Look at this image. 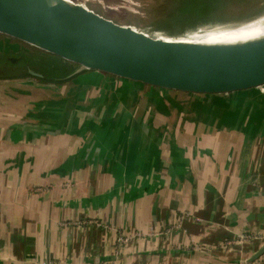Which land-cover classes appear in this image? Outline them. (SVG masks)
Wrapping results in <instances>:
<instances>
[{
  "label": "crops",
  "instance_id": "1",
  "mask_svg": "<svg viewBox=\"0 0 264 264\" xmlns=\"http://www.w3.org/2000/svg\"><path fill=\"white\" fill-rule=\"evenodd\" d=\"M22 54L74 74L0 76V264H264V92L166 90L0 40Z\"/></svg>",
  "mask_w": 264,
  "mask_h": 264
},
{
  "label": "water",
  "instance_id": "2",
  "mask_svg": "<svg viewBox=\"0 0 264 264\" xmlns=\"http://www.w3.org/2000/svg\"><path fill=\"white\" fill-rule=\"evenodd\" d=\"M233 1L198 0L197 3L215 6ZM183 4L184 0H168L165 25L156 26V29L174 35L195 30L189 36L195 38L208 30L237 26L206 24L192 27L191 19H172L171 13ZM262 16L264 13L241 23ZM167 26L174 30H168ZM171 36H153L134 26L119 24L87 5L71 0H0V40L59 56L76 64L79 71H99L144 85L191 94L264 91V37L236 44H201L179 41L186 38ZM20 58L21 55L10 56L8 61L15 64ZM24 67L23 72L9 77L35 76L58 82L74 74L55 75L45 71L47 67L42 62L31 60ZM263 253L264 249L253 260Z\"/></svg>",
  "mask_w": 264,
  "mask_h": 264
},
{
  "label": "rangeland",
  "instance_id": "3",
  "mask_svg": "<svg viewBox=\"0 0 264 264\" xmlns=\"http://www.w3.org/2000/svg\"><path fill=\"white\" fill-rule=\"evenodd\" d=\"M75 3H83L87 5L90 9L96 11L97 13L109 18L119 24L131 25L136 28H139L142 31H145L153 36H171V37H185L186 39L190 38V34H193L195 30H187L184 35H174L167 34L163 30H157L156 26H164V19L169 12L168 0H71ZM248 2V3H247ZM264 0H242V1H233L229 4V7L224 9H217L212 15L206 16L211 17L214 21H241L245 16L249 15L253 11L260 10V14L264 13ZM261 4V5H260ZM261 7V9H257ZM256 8V9H255ZM205 18V17H204ZM203 17L192 19L191 21H204ZM234 18V19H232ZM227 19V20H226ZM239 19V20H238ZM208 25V24H207ZM219 25V24H213ZM168 27V26H167ZM174 27L167 28L170 31H173ZM177 28V27H176ZM202 33V32H201ZM3 46L4 49L10 51H15L14 49L18 48L17 46L11 45ZM14 49H13V48ZM16 50L17 52L19 51ZM23 50V49H22ZM27 54V53H26ZM31 60L27 55L22 54L19 59L20 63L17 65H11L10 62L0 59V76H10L17 74L18 72H23L25 63ZM36 60H31L34 62ZM117 79V78H115ZM25 87V86H24ZM264 92V91H262ZM90 93L88 90H85V93L82 96ZM195 108V107H194ZM194 111V110H192ZM240 130H248L247 127L240 128Z\"/></svg>",
  "mask_w": 264,
  "mask_h": 264
},
{
  "label": "bare ground",
  "instance_id": "4",
  "mask_svg": "<svg viewBox=\"0 0 264 264\" xmlns=\"http://www.w3.org/2000/svg\"><path fill=\"white\" fill-rule=\"evenodd\" d=\"M262 37H264V16L252 20L248 23H244L243 25L242 23H239L236 27H232V29L208 30L193 39H182L179 41L201 44H236L260 39Z\"/></svg>",
  "mask_w": 264,
  "mask_h": 264
},
{
  "label": "trees",
  "instance_id": "5",
  "mask_svg": "<svg viewBox=\"0 0 264 264\" xmlns=\"http://www.w3.org/2000/svg\"><path fill=\"white\" fill-rule=\"evenodd\" d=\"M198 0H184V4L181 5L182 7L176 8L175 12L171 13V18L176 19V18H182L186 20H192L200 17H205L204 21H190L192 24V27H196L198 25H213V24H219V25H232V24H239L247 19L254 18L260 14L259 10L253 11L249 15L245 16L243 20L241 21H214L211 17H206L212 15L217 9H224L225 7H229V4H224V5H200L197 3ZM248 3V2H247ZM196 5V6H195ZM256 9V8H255ZM257 9H261V7H257ZM252 16V17H251ZM172 22V21H171ZM10 62V61H8ZM11 65H17L16 63H10Z\"/></svg>",
  "mask_w": 264,
  "mask_h": 264
},
{
  "label": "flooded vegetation",
  "instance_id": "6",
  "mask_svg": "<svg viewBox=\"0 0 264 264\" xmlns=\"http://www.w3.org/2000/svg\"><path fill=\"white\" fill-rule=\"evenodd\" d=\"M22 49L24 50V49H27V48H25V47H22Z\"/></svg>",
  "mask_w": 264,
  "mask_h": 264
}]
</instances>
